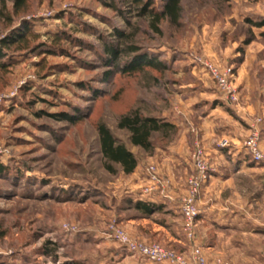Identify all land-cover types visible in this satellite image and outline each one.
Here are the masks:
<instances>
[{
    "label": "rangeland",
    "instance_id": "rangeland-1",
    "mask_svg": "<svg viewBox=\"0 0 264 264\" xmlns=\"http://www.w3.org/2000/svg\"><path fill=\"white\" fill-rule=\"evenodd\" d=\"M139 1L0 0V264H165L130 252L118 230L190 264L195 249L206 264H264V202L240 197L257 188L238 171L264 174L244 144L257 134L264 154V0H183L159 31L139 13L166 0ZM130 45L137 53L116 63L104 52ZM141 57L163 69L119 73ZM210 67L229 72V90ZM132 111L173 127L153 134L149 151L133 147L117 127ZM101 123L134 154L133 173L105 170ZM191 178L189 234L180 200ZM225 181L239 195L233 222L209 213H227L212 200Z\"/></svg>",
    "mask_w": 264,
    "mask_h": 264
},
{
    "label": "trees",
    "instance_id": "trees-1",
    "mask_svg": "<svg viewBox=\"0 0 264 264\" xmlns=\"http://www.w3.org/2000/svg\"><path fill=\"white\" fill-rule=\"evenodd\" d=\"M23 0H16V5H20ZM135 3H139V0H132ZM183 0H166L162 7V10L158 12H153L149 10L146 6L141 8L139 15H150L153 22L151 27L156 31L158 23L163 20H170L172 23L176 22L180 16V4ZM264 26V20L257 23L256 26ZM23 37V36H22ZM21 37V38H22ZM2 45H6L2 42ZM138 49L134 46H126L125 49H117L114 46L104 47V52L106 53L109 60L117 62V60L124 54L132 55L136 54ZM114 65L117 67V65ZM1 67H3L1 65ZM149 68L152 70L163 69L161 62H157L154 59H148L141 57L140 61L133 62L125 67L118 69L119 73L122 75L140 73V71ZM65 119V118H64ZM70 121L73 120L71 117L66 118ZM118 129L124 130L129 134V142L133 147L140 148L145 151H149L151 148V138L153 134L165 133L167 130L172 129V125L169 123L161 122L159 119L144 117L138 114L136 111L129 112L119 118ZM97 135L99 138V149L102 156L103 164L105 170L113 174L115 169L114 165H118L121 171L125 175H129L135 171L137 168V161L134 154L126 147L120 143L108 130V128L103 124H98ZM3 168L0 166V171ZM136 207L144 214H150L152 207L147 202H138Z\"/></svg>",
    "mask_w": 264,
    "mask_h": 264
},
{
    "label": "built area",
    "instance_id": "built-area-1",
    "mask_svg": "<svg viewBox=\"0 0 264 264\" xmlns=\"http://www.w3.org/2000/svg\"><path fill=\"white\" fill-rule=\"evenodd\" d=\"M211 72H213V76L216 78L217 85L221 87L223 90H229L228 86V71L227 73L220 74L216 72L215 70L211 69ZM246 145V148L256 162L264 161V154L260 151L259 145H258V136L257 134H253L249 136L246 139V142L244 143ZM191 186L189 191H191L190 195L188 194V197H183L180 200V206H181V213L183 220L186 223V230L187 233L190 234V230H192L193 225H195V218L197 216V209L193 202V196L196 193V188L198 186V179L191 178L190 180ZM188 234V235H189ZM116 237L118 241L125 245L127 249L131 252H136L143 257H147L150 261L157 262V263H165V264H190L187 259L174 251H168L164 249L163 247L157 245V244H140L135 243L132 240H130L125 233L118 230L116 232ZM190 237V235H189ZM192 263L191 264H206L205 260L203 259L200 250L195 249L193 252V255H191Z\"/></svg>",
    "mask_w": 264,
    "mask_h": 264
},
{
    "label": "crops",
    "instance_id": "crops-1",
    "mask_svg": "<svg viewBox=\"0 0 264 264\" xmlns=\"http://www.w3.org/2000/svg\"><path fill=\"white\" fill-rule=\"evenodd\" d=\"M239 170L238 171H240L239 173H241V174H243V175H245V177H249L250 178V180H247V182L246 183H251V184H249V185H251V186H255L257 189H255V191L254 192H250V190L248 189V191L247 190H245V189H243V193H247V195H244V194H242V195H240V197L242 198V199H244V198H250V197H255L254 195H256V197L258 198V197H260L261 198V200L263 199V202H264V174H263V169L261 168L260 169V167L258 168V167H249V166H239ZM258 169V170H257ZM258 171H260V172H258ZM253 175H255V177L253 178L252 176ZM252 178V179H251ZM226 182V181H225ZM228 183L229 182H226V188H227V190H228V192H226L225 194H222V192H221V188L219 187V191L218 192H216L215 193V197H214V199H212V200H214V202H216L217 203V205L218 204H221V202H224L225 203V205H226V210H227V213L226 214H223L221 211L220 212H217V213H215V211L213 212V211H210L209 213H211L214 217H216L217 216V219H218V221L219 220H221L222 219V217L223 216H220V215H226L225 216V218L228 220V222H233L234 220H235V212H234V210H232V208H230L228 205H233V201H234V198H236V197H239V195H237V192L234 190V187H231V186H229L228 185ZM217 184V183H216ZM243 187V186H242ZM214 188V187H213ZM215 189V188H214ZM234 195H237L236 197L234 196ZM246 196V197H245ZM249 207H250V205H249ZM216 210H218L219 211V208L218 209H216ZM245 212V211H244ZM203 214H202V217H201V219L203 220V221H205L204 220V218L207 216V215H205L206 214V212H205V210L202 212ZM208 214V213H207ZM230 224V223H229ZM220 225V224H219ZM220 227V226H219ZM250 228H249V230H247L248 232L246 233V232H244V234H248V233H251V232H253V231H255V230H253V228H252V226H249ZM221 228V227H220ZM252 229V230H251ZM173 238V237H172ZM171 238V239H172ZM173 240V243L174 244H181V239L180 238H177V237H175L174 239H172ZM262 254V253H261Z\"/></svg>",
    "mask_w": 264,
    "mask_h": 264
}]
</instances>
